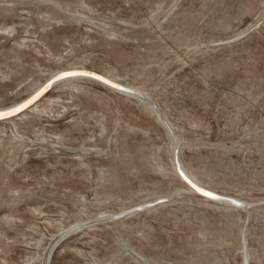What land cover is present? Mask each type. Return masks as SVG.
<instances>
[{
    "label": "rangeland",
    "instance_id": "1",
    "mask_svg": "<svg viewBox=\"0 0 264 264\" xmlns=\"http://www.w3.org/2000/svg\"><path fill=\"white\" fill-rule=\"evenodd\" d=\"M80 69L130 92L0 120V264H264V0H0V109Z\"/></svg>",
    "mask_w": 264,
    "mask_h": 264
},
{
    "label": "water",
    "instance_id": "2",
    "mask_svg": "<svg viewBox=\"0 0 264 264\" xmlns=\"http://www.w3.org/2000/svg\"><path fill=\"white\" fill-rule=\"evenodd\" d=\"M69 73H73V74H69ZM83 73H90L91 75H83ZM80 76L94 78L95 80H98L99 82H103V83L107 84L108 86H110L116 90H119V91L130 92L124 86L116 84L115 82H110L109 80H107V78L103 77L102 75H100L96 72H92V71H88V70H81V69L80 70L61 71L58 74H55L54 76L49 78L47 81H45L38 89H36L33 93H31L29 96H27L22 101L14 104V105H11L9 107L0 109V120L15 116L18 113L27 109L30 105L35 103L44 94H46V92L48 90H50V88L52 87L54 82L62 80V79H66V78L80 77ZM16 109H19V110L16 111ZM6 113H10V114L5 115ZM178 173L181 176V178L184 180V182L187 183L188 185H190L192 187L194 185L195 187H198V188H200V189H202L208 193H211L212 195L211 196L205 195L203 192H200V191L196 190V188H195L197 194L202 195V196H206L210 199H213V200H216L219 202H223L226 204H230L233 206H242L241 202L238 200H234V199L229 198V197H223L221 195L215 194L214 192L208 190L207 188L199 185L190 176H188V174L185 173L182 169H178Z\"/></svg>",
    "mask_w": 264,
    "mask_h": 264
},
{
    "label": "snow or ice",
    "instance_id": "3",
    "mask_svg": "<svg viewBox=\"0 0 264 264\" xmlns=\"http://www.w3.org/2000/svg\"><path fill=\"white\" fill-rule=\"evenodd\" d=\"M69 74H73V73H69ZM83 75H91L90 73H83ZM19 109H16V111H18ZM7 114H10V113H6L5 115H7ZM198 191H200L199 189H198ZM205 195H209V196H211L212 194L211 193H208V192H205L204 193Z\"/></svg>",
    "mask_w": 264,
    "mask_h": 264
},
{
    "label": "bare ground",
    "instance_id": "4",
    "mask_svg": "<svg viewBox=\"0 0 264 264\" xmlns=\"http://www.w3.org/2000/svg\"><path fill=\"white\" fill-rule=\"evenodd\" d=\"M113 82V81H112ZM105 84V83H104ZM149 99V98H148ZM188 185V184H187ZM189 186V185H188ZM194 187V188H193ZM193 187H192V190H195V188H196V190H200V192H203V193H205L206 191H204V190H202V189H200V188H198V187H195L194 185H193ZM190 189V188H189ZM195 190V191H196Z\"/></svg>",
    "mask_w": 264,
    "mask_h": 264
}]
</instances>
